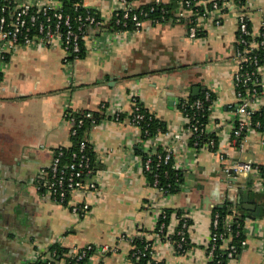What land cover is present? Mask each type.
<instances>
[{
	"label": "crops",
	"instance_id": "obj_1",
	"mask_svg": "<svg viewBox=\"0 0 264 264\" xmlns=\"http://www.w3.org/2000/svg\"><path fill=\"white\" fill-rule=\"evenodd\" d=\"M20 1L61 5L59 0ZM182 2L174 20L147 19L139 30H112L108 25L123 2L83 0L104 22L87 27L85 57L71 59L60 42L21 44L5 57L0 52V264H32L38 252L54 244L69 248V259L89 244L110 247L106 253H92L86 264H140L130 260L135 237L153 241L155 258L163 264H211L207 249L213 212L225 206L242 212L246 236L244 247L226 264H264V187L259 184L264 136L250 133L243 150L232 138L237 119L236 15L244 11L258 34L264 0H224L223 13L206 10L198 16L201 34L196 38L189 35L192 14ZM196 88L197 96L209 89L215 97L205 131L217 138L216 149L193 143L187 129L180 105L196 97ZM135 101L165 130L143 138L141 126L131 120ZM75 111L106 116L86 132L97 189L59 205L41 195L36 180L51 165L54 150L72 145L70 113ZM167 148L173 149V165L182 176L173 194L150 183L139 152ZM221 153L231 164L251 162L253 169L237 179L228 177ZM243 194L249 195V203H243L255 204L260 214L240 210ZM75 203H87L89 211L74 213ZM166 209L174 212L169 225L174 229L179 222L176 211L192 221L190 248L184 252L155 235ZM56 261L67 264L65 258Z\"/></svg>",
	"mask_w": 264,
	"mask_h": 264
},
{
	"label": "built area",
	"instance_id": "obj_2",
	"mask_svg": "<svg viewBox=\"0 0 264 264\" xmlns=\"http://www.w3.org/2000/svg\"><path fill=\"white\" fill-rule=\"evenodd\" d=\"M133 1L134 0H121V2H123L122 4L125 6L118 8L114 13L116 25L124 27L130 25L135 30H139L144 21L149 19V13L153 12L157 6L161 5V1L154 0L149 10H145L143 6H134L132 4ZM201 3H203L204 6H202ZM79 4L80 3L77 5ZM182 4L192 15L194 12L196 15L195 18L191 19L189 25V35L193 38H196L201 32L197 24L199 15H204L206 10H208L209 13H223L227 8V4L224 3V0H183ZM208 4H211V8L208 7ZM197 6L204 7L203 13L195 9ZM32 7L35 8L34 11ZM60 7L61 5L59 7H53L48 4L32 5L27 1L20 0H0L1 56L5 57L6 52L12 51L21 44L34 45L36 43H42L48 45L54 42H60L70 56L75 55L77 58V54L81 50V39H84L85 36L83 29L87 27H100L104 22L102 19L98 18L96 12H92L91 9L86 8V15L84 17H79L78 20L81 24L78 26V30H75L69 15H64ZM179 14L186 15L184 11H180ZM218 17L219 16L216 17L217 23L220 21ZM236 17L238 22V35L234 49L233 61L235 67L233 71V80L237 95V119L232 132V138L239 141V145L243 150L246 145L247 135L252 132H260L264 136V23H262L258 34H254L251 30L250 19L244 11L238 12ZM151 20L159 22L166 20V18L162 16L161 19L151 18ZM79 31H81L83 35H81ZM212 94L211 90H205L204 98L197 99L193 107L202 109L204 103L211 100ZM77 113L76 111L70 113L71 136L77 134L76 126L81 127L86 119L95 123L93 112L87 111L81 114ZM114 116L116 119H120L121 114L120 112H115ZM145 118L146 114L143 112L141 105L138 101H135L131 113L132 122L140 126V123L144 121ZM187 119V129L191 137L196 139L207 134L205 126L199 124L198 118L187 115ZM175 136L180 137V134H176ZM195 143L198 144V141H195ZM205 144L213 149L216 142L213 138H210ZM90 150L91 147L88 139L80 141L78 150L71 154L69 161H64V150L62 147L54 150L51 165L47 169H43L36 180V186L41 195L45 198H50L59 205H67L74 197L96 190L97 185L91 179L94 159ZM173 154L174 151L171 148H167L161 153L150 152L143 158V168L147 171L152 170L154 156H156L155 163L157 166L161 164L166 165L170 161H173ZM220 158L222 160L223 172L228 177L237 179L241 175L248 174L253 169L251 162L231 164L227 161L223 153L220 154ZM259 184L264 187V173L259 180ZM153 185L159 188L164 194H167L166 191L159 186L157 173L155 174ZM71 211L79 215H84L89 211V205L87 203H75L72 205ZM232 220L233 216L228 217L227 231H229V235H232L230 232ZM218 227L219 215L216 214L214 219L212 218V238L207 249V259L209 261L214 258L217 241L219 239H226L225 233L213 231V228L217 230ZM186 228H188V226L184 224L183 228L177 231L169 226L164 238L172 243L176 249H182L187 238L185 235ZM163 229L164 225H162L160 230ZM175 234L177 235V239H173ZM155 235L162 238L160 232H157ZM226 241L228 242V240ZM227 242H225V244H227ZM242 244H245V241H243ZM226 247L230 248L228 257L230 259L234 258L237 253L236 246L227 245ZM97 250L106 253L110 250V247L103 246L99 249L95 245L89 244L67 260V264H81ZM46 251L38 252L32 264L38 262L40 264H57L54 255H49ZM145 256L149 257L147 264L159 263L155 258L153 244L151 245V243L146 244L142 250H135L130 255V260L132 262H137Z\"/></svg>",
	"mask_w": 264,
	"mask_h": 264
},
{
	"label": "trees",
	"instance_id": "obj_3",
	"mask_svg": "<svg viewBox=\"0 0 264 264\" xmlns=\"http://www.w3.org/2000/svg\"><path fill=\"white\" fill-rule=\"evenodd\" d=\"M61 2V7L60 10L62 11V13L64 15H69L70 19H71V23L74 26L75 30H78V26H80L81 22L78 20L80 16L84 17L86 15V7H84L83 5V0H59ZM181 0H169L168 2H164L161 5L157 6L156 9L153 12L149 13V19L151 18H160L162 16H165L166 20H174L175 18V14L178 8V2H180ZM222 1V0H220ZM78 3H80L79 5H77ZM154 2H150L145 4L143 7L145 10H149L150 6L153 4ZM208 7L211 8V4H208ZM195 9H197V11L203 13V9L204 7L202 6H197L195 7ZM32 10L34 11L35 8L32 7ZM92 12H95L94 10L91 9ZM98 18H100V16L97 14ZM195 12L193 15H191V18H195ZM109 28L112 30H128L131 29L132 26H120V25H116V17L115 15L112 17V19L110 20L109 23ZM85 29V28H84ZM83 29V33L86 32L87 28L84 30ZM82 31V30H81ZM79 31V33H81V35H83V33ZM201 34V32L199 33ZM81 50L80 52L77 54V58H83L86 55V48H85V43L84 40L81 39ZM71 59H76L75 55H71L70 56ZM204 94L205 91L200 94L199 96L196 97H190L187 101H183L182 104L180 105V107L183 109V112H185L186 115H190V116H195L196 118H198L199 120V124L202 125H206V123L208 122V116L210 113V109H211V105L214 102V95L212 94L211 96V100L207 101L204 103V106L202 109H196L195 107H193L194 102L197 99H202L204 98ZM143 112L146 114V118L144 121H142L140 123V126L142 128V132H143V138H148L151 137L153 135H155L157 132H159L160 130H165V128L163 127V125L155 118V116L151 113H149L146 109L142 108ZM83 113V112H82ZM77 114H81V112H78ZM94 118H95V123L91 122V120L86 119L85 123L79 127L76 126L77 128V134L72 136V145L70 147H62L64 150V161H69L71 158V154L75 151L78 150V146L80 141L87 139L86 137V132L91 128V126L99 123L101 120H103L106 116L105 114H102L101 112H94L93 113ZM151 115V116H150ZM79 116V115H77ZM151 117V119H150ZM121 118V117H120ZM210 138H213L216 142V145L213 149H216L218 146L217 143V138L214 135L211 134H205L199 138H194L192 137V142L195 143V141H198V146L203 145L204 143L208 142ZM91 154H92V150H90ZM139 152H141L142 157L144 158L148 152H144L142 150H139ZM158 152H163V150H159ZM93 156V155H92ZM154 159V163L152 165V170L151 171H147L145 170L149 181L151 184H154L155 181V174H158V179H159V186L162 187L167 194H173L175 192H177L180 189V184H181V180H182V176L180 171L176 170V168H174L173 166V161H170L168 164L163 165L161 164L160 166L156 165V156L153 157ZM262 174L264 173V167H262ZM173 210L172 209H166L165 213L159 218L158 221V226L156 228L157 232H160L161 237L163 239H165V235L168 231V227L171 223V219L173 216ZM218 214L219 215V227L217 230L213 231L215 232H219V233H225L226 239H219L217 241V248L215 250V255L213 260L210 261L211 264H226L230 258L228 257L229 254V247H226L227 245H235L237 248V253L238 254L241 249L244 247L243 241H245L246 236H245V231H244V226H245V217L243 216V214H241L240 212L236 211L235 208H229L227 206L222 207V208H215L214 212H213V219L214 216ZM232 215L233 216V220L231 222L230 225V232L232 233V235H229L227 231V221H228V217ZM175 216L178 217L179 222L178 225L176 227L175 230H181L183 228V225L186 224L189 228L190 224L192 223V221L186 217H184L182 215L181 212L176 211L175 212ZM162 225H164V229L160 230ZM188 228H186L185 230V235H186V241L184 242L183 248L182 249H178L179 252H184L186 250H188V248H190V239L188 236ZM173 239H177V235L175 234L173 236ZM230 239V240H229ZM228 240L227 245L225 246V241ZM133 243L136 245L135 250H142L144 248V246L148 243H151V245L153 244V241L148 240L144 237H135L133 239ZM133 250L130 255L135 251ZM46 253H50L52 255H54V257L56 259L62 260V259H66L69 260L68 256H66L68 253H70L69 248H65L63 246H61L60 244H54L52 245L47 251ZM148 256L142 257L139 261H137V263L140 264H147V260H148ZM87 260V259H86ZM86 260L83 261L81 264H86ZM36 264H40L39 262ZM158 264H163V262H159Z\"/></svg>",
	"mask_w": 264,
	"mask_h": 264
},
{
	"label": "water",
	"instance_id": "obj_4",
	"mask_svg": "<svg viewBox=\"0 0 264 264\" xmlns=\"http://www.w3.org/2000/svg\"><path fill=\"white\" fill-rule=\"evenodd\" d=\"M197 90H196V93H194L193 95H195V96H197L198 95V93H199V91H200V89L199 88H196ZM195 91V90H194ZM179 100H177V102H178ZM249 200V195H247V194H243V195H241V196H239V198H238V205H239V208H240V210L242 209V210H245L248 214H250V213H252V212H257V214H260L261 213V211L260 210H257V206L255 205V204H248V205H245L243 202H247ZM247 203H249V202H247ZM241 214H242V212H241ZM49 255H50V253H48ZM58 259H59V257H58Z\"/></svg>",
	"mask_w": 264,
	"mask_h": 264
}]
</instances>
